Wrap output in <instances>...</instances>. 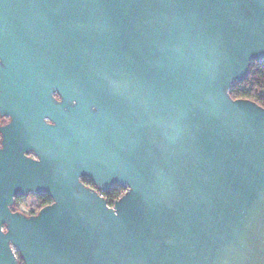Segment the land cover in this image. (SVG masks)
<instances>
[{
    "label": "water",
    "instance_id": "obj_1",
    "mask_svg": "<svg viewBox=\"0 0 264 264\" xmlns=\"http://www.w3.org/2000/svg\"><path fill=\"white\" fill-rule=\"evenodd\" d=\"M263 60L264 0H0V264H264V107L229 94Z\"/></svg>",
    "mask_w": 264,
    "mask_h": 264
},
{
    "label": "trees",
    "instance_id": "obj_2",
    "mask_svg": "<svg viewBox=\"0 0 264 264\" xmlns=\"http://www.w3.org/2000/svg\"><path fill=\"white\" fill-rule=\"evenodd\" d=\"M229 94L233 99H248L264 107V60L253 61L249 66L247 77L242 81L234 82ZM2 122L3 119L0 117V124H2ZM121 191L119 186L113 187L110 192H108L107 202L113 204L114 200L120 196ZM21 197L22 196L15 197L11 207L12 211H18L16 206ZM51 202V198L45 194L36 195L30 210L24 213L27 215L36 214L40 208Z\"/></svg>",
    "mask_w": 264,
    "mask_h": 264
},
{
    "label": "rangeland",
    "instance_id": "obj_3",
    "mask_svg": "<svg viewBox=\"0 0 264 264\" xmlns=\"http://www.w3.org/2000/svg\"><path fill=\"white\" fill-rule=\"evenodd\" d=\"M35 201V195L34 194H27L25 196H22L18 200L17 209L22 212H27L30 210V207L32 203Z\"/></svg>",
    "mask_w": 264,
    "mask_h": 264
},
{
    "label": "flooded vegetation",
    "instance_id": "obj_4",
    "mask_svg": "<svg viewBox=\"0 0 264 264\" xmlns=\"http://www.w3.org/2000/svg\"><path fill=\"white\" fill-rule=\"evenodd\" d=\"M2 118V117H1ZM3 119V122H2V124H4L5 122H7V118H2ZM1 125V124H0ZM81 181L82 182H85V183H89V182H91L88 178H86V177H83V178H81ZM92 183V182H91ZM93 186L96 188V186L93 184ZM115 186H119V185H113L112 187H110V189L108 190V191H101V192H103L104 193V195L106 196V198L108 197V192H110V190L113 188V187H115ZM120 188H121V194H120V196L124 193L123 192V190H126L125 188H123V187H121V186H119ZM123 192V193H122ZM35 195V194H34ZM36 196V195H35ZM19 211V210H18ZM22 212V211H21ZM24 213V212H23Z\"/></svg>",
    "mask_w": 264,
    "mask_h": 264
},
{
    "label": "built area",
    "instance_id": "obj_5",
    "mask_svg": "<svg viewBox=\"0 0 264 264\" xmlns=\"http://www.w3.org/2000/svg\"><path fill=\"white\" fill-rule=\"evenodd\" d=\"M83 183L85 184V186H88V187H91V188H94L95 190H97V189L93 186V183H91V182H89V183H85V182H83ZM123 192H125V190H123ZM123 192H122V193H123ZM98 193H99L100 196L104 197V198L107 200V198H106V196L104 195L103 192L98 191ZM119 197H120V196H119ZM119 197H118V198H119ZM118 198H117V199H118ZM114 201H115V200H114ZM108 204H109V203H108ZM109 205L112 206L113 204H109ZM13 251H14V249H13Z\"/></svg>",
    "mask_w": 264,
    "mask_h": 264
}]
</instances>
